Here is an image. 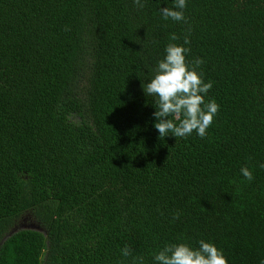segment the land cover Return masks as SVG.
<instances>
[{
  "label": "trees",
  "instance_id": "16d2710c",
  "mask_svg": "<svg viewBox=\"0 0 264 264\" xmlns=\"http://www.w3.org/2000/svg\"><path fill=\"white\" fill-rule=\"evenodd\" d=\"M174 2L0 0V264H157L202 239L264 260V0L165 20ZM185 36L219 111L203 138L159 137L143 89Z\"/></svg>",
  "mask_w": 264,
  "mask_h": 264
},
{
  "label": "clouds",
  "instance_id": "9594fccd",
  "mask_svg": "<svg viewBox=\"0 0 264 264\" xmlns=\"http://www.w3.org/2000/svg\"><path fill=\"white\" fill-rule=\"evenodd\" d=\"M134 4L142 8L141 0H133ZM186 0H175L173 10L169 7L160 8L165 20L184 21L183 9ZM170 41L180 39L175 33L170 34ZM188 37H184L183 44L169 43L165 48V56L156 68L155 75L143 89L149 96L157 98L153 115L156 122L155 129L159 137H166L171 132L174 137H186L195 132L201 138L207 135L219 105L215 100L205 102V96L212 88V82L205 83L200 66L204 61L197 57L193 61L187 59L190 49ZM174 119H169V117ZM178 121V123H176ZM264 167V164L260 165ZM242 175L249 181L253 179L252 171L248 167L241 168ZM179 213L173 216L178 219ZM193 247L186 242L166 244L154 255L157 264H228L223 251L214 243L203 239ZM122 255H131V249L123 248ZM133 264H143V257H134ZM260 264H264L261 260Z\"/></svg>",
  "mask_w": 264,
  "mask_h": 264
},
{
  "label": "rangeland",
  "instance_id": "374dc122",
  "mask_svg": "<svg viewBox=\"0 0 264 264\" xmlns=\"http://www.w3.org/2000/svg\"><path fill=\"white\" fill-rule=\"evenodd\" d=\"M33 223L32 222H30V221H28L27 219L26 220H22V222L20 223V226H22V227H33Z\"/></svg>",
  "mask_w": 264,
  "mask_h": 264
}]
</instances>
